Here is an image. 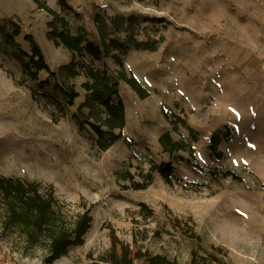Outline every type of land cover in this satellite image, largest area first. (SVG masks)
I'll return each mask as SVG.
<instances>
[{
    "label": "rangeland",
    "instance_id": "rangeland-1",
    "mask_svg": "<svg viewBox=\"0 0 264 264\" xmlns=\"http://www.w3.org/2000/svg\"><path fill=\"white\" fill-rule=\"evenodd\" d=\"M43 1L100 54L91 55L85 42L77 52L51 39L50 31L62 26L33 0H0V175L38 181L44 194L51 186L54 208L68 225L85 210L91 223L82 244L49 262L44 247L0 229V264H110L101 259L111 230L179 264L193 257L207 264L210 245L225 252L212 264H264V0H105V10L96 0H66L69 8ZM14 29L16 46L4 36ZM27 34L56 82L41 71L38 80L50 83L38 86L13 57L15 50L30 54ZM151 41L153 50L143 48ZM69 64L77 75H69ZM121 65L149 94L139 98L118 82L113 99L123 102L125 124L120 138L100 150L94 133L79 130L72 117L88 113L83 67L115 78ZM71 90L79 95L67 106ZM165 113L190 128L179 121L173 128ZM165 132L185 149L164 152ZM151 162L171 163L169 183L150 171ZM223 168L241 180L222 177ZM124 170L132 177L117 175ZM149 172L144 188L132 186ZM140 203L153 213L145 215ZM185 224L199 243L181 233Z\"/></svg>",
    "mask_w": 264,
    "mask_h": 264
},
{
    "label": "trees",
    "instance_id": "trees-1",
    "mask_svg": "<svg viewBox=\"0 0 264 264\" xmlns=\"http://www.w3.org/2000/svg\"><path fill=\"white\" fill-rule=\"evenodd\" d=\"M38 7L45 9L55 22L62 26L60 30L53 29L49 37L58 40L64 47L79 52L81 43L85 42L88 52L97 57L100 54L99 48L82 34L73 35L68 31L67 21L50 8L43 0H33ZM63 8H69L66 0H58ZM97 31L101 38H104L106 29L104 25H98ZM19 33L14 29L12 33H6V43L16 46L14 36ZM95 36L94 32L88 35ZM31 45L30 54L15 50L13 57L19 62L23 72L32 80L38 81V86L43 87L50 83L49 79L38 80V74L44 71L56 82L57 74L50 68L39 44L31 34L24 37ZM143 48L153 50L155 41L145 42ZM71 76L78 74L71 64L66 66ZM86 80L82 82L83 89L88 92L83 107L88 109V113H74L72 117L76 120L78 129L82 130L86 126L94 133L95 144L100 150H105L111 146L121 136V129L125 124L124 105L120 99H113L118 94V82L123 81L133 89L139 98H145L149 92L132 74H127L121 65L120 70L112 78L106 71L90 66L83 67ZM57 84V83H56ZM79 93L75 90L66 92L67 106L75 103V98ZM166 118L176 128L179 121L182 126L190 128L186 122L175 115H168ZM216 137L210 139L209 147L215 152ZM159 142L164 152L172 153L176 150H183L186 143L174 141L168 132L159 137ZM173 167L169 162L156 164L151 162L150 171H157L166 182H170V173ZM212 176L218 174L222 177H230L233 180H241V176L236 172L223 168L220 173L210 171ZM122 179L131 178L128 170L117 171ZM147 181H131L134 188H144L151 182V173L146 175ZM41 183L38 181L23 180L11 176L0 175V229L1 231L17 232L24 240L34 245L42 246L47 251L48 262L58 258L67 252L71 246H78L83 243V236L90 227L91 215L88 210L78 214L76 219L68 225L64 217L54 208V195L52 187L44 194L41 191ZM141 211L149 216L153 213L145 203H140ZM181 233L189 239L200 242V236L190 225L180 227ZM109 248L102 257V261L110 264H179L163 254H152L147 249L133 243L129 244L121 240L114 230L109 232ZM207 264H212L221 260L225 252L221 247L210 245L209 249H204ZM192 264H198L196 257H193Z\"/></svg>",
    "mask_w": 264,
    "mask_h": 264
},
{
    "label": "built area",
    "instance_id": "built-area-1",
    "mask_svg": "<svg viewBox=\"0 0 264 264\" xmlns=\"http://www.w3.org/2000/svg\"><path fill=\"white\" fill-rule=\"evenodd\" d=\"M98 9L105 10L108 8V2L105 0H96Z\"/></svg>",
    "mask_w": 264,
    "mask_h": 264
}]
</instances>
